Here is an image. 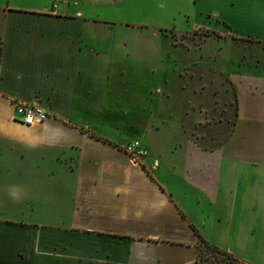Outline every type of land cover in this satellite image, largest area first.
I'll return each instance as SVG.
<instances>
[{"label":"crops","instance_id":"1","mask_svg":"<svg viewBox=\"0 0 264 264\" xmlns=\"http://www.w3.org/2000/svg\"><path fill=\"white\" fill-rule=\"evenodd\" d=\"M134 1L229 26V116L185 111L195 90L123 63L119 22L83 10ZM53 6L0 0V264H194L200 238L264 264V0ZM33 102L47 118L15 121Z\"/></svg>","mask_w":264,"mask_h":264},{"label":"rangeland","instance_id":"2","mask_svg":"<svg viewBox=\"0 0 264 264\" xmlns=\"http://www.w3.org/2000/svg\"><path fill=\"white\" fill-rule=\"evenodd\" d=\"M131 4L90 7L83 10L87 16L119 22L115 27L119 32L117 34L121 35L122 42L115 55L123 63L153 65L159 73L164 69L171 78L175 77L177 81L184 80L182 90L186 91L185 94H191L195 90L196 93L192 95L199 96L200 99L193 102V99L188 100L187 96L185 111L188 112L194 107L201 108L208 117L212 112L210 115L216 119L215 121L229 116V111L231 112L229 94L226 96V89L229 93L228 77L224 71L215 68V66L223 69L229 67V26L214 18H206L204 23L199 25H190L185 19L169 17L165 10L156 5L138 1ZM160 19L168 23H157L156 20ZM132 20L140 22L139 28L135 24L127 26L122 23ZM142 26L145 30L143 35H141ZM153 31L155 35L152 37ZM177 85L179 84L175 86L176 91ZM214 107L216 110L213 109ZM211 246L208 243H199L196 264H241L237 258H229L223 253L214 251Z\"/></svg>","mask_w":264,"mask_h":264},{"label":"built area","instance_id":"3","mask_svg":"<svg viewBox=\"0 0 264 264\" xmlns=\"http://www.w3.org/2000/svg\"><path fill=\"white\" fill-rule=\"evenodd\" d=\"M62 1L65 2V0H53V7L55 8L57 3ZM46 118L47 114L38 107L37 103H20L15 107V121L23 125L31 126ZM122 151L135 162H140L148 154L147 149L139 141L126 144Z\"/></svg>","mask_w":264,"mask_h":264},{"label":"trees","instance_id":"4","mask_svg":"<svg viewBox=\"0 0 264 264\" xmlns=\"http://www.w3.org/2000/svg\"><path fill=\"white\" fill-rule=\"evenodd\" d=\"M200 242H201V243H207L205 240H203V239H201V238H200ZM211 247H212V249H213L214 251H217V252L223 253V255H225V256H229V258L233 257V258L236 259L235 256L230 255V254L227 253L226 251H223V250H221V249H219V248H217V247H215V246H211ZM198 254H199V251H198ZM198 254H197V259H196V261H195L194 264H196L197 261H198Z\"/></svg>","mask_w":264,"mask_h":264}]
</instances>
